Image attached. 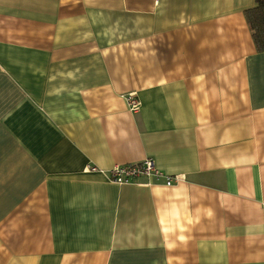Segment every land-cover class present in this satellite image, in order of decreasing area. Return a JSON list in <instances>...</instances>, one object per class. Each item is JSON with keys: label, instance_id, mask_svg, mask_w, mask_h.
<instances>
[{"label": "crops", "instance_id": "1", "mask_svg": "<svg viewBox=\"0 0 264 264\" xmlns=\"http://www.w3.org/2000/svg\"><path fill=\"white\" fill-rule=\"evenodd\" d=\"M254 5L0 0V264H264Z\"/></svg>", "mask_w": 264, "mask_h": 264}, {"label": "built area", "instance_id": "2", "mask_svg": "<svg viewBox=\"0 0 264 264\" xmlns=\"http://www.w3.org/2000/svg\"><path fill=\"white\" fill-rule=\"evenodd\" d=\"M127 105L130 110L135 112L138 109L139 102L133 94L126 97ZM89 171H95V168L87 167ZM106 179L110 183L117 185H126L133 183L138 178L153 180L155 183L161 182L165 186H171L175 178L163 174L159 171L152 159H144L139 163L114 166L106 172Z\"/></svg>", "mask_w": 264, "mask_h": 264}, {"label": "trees", "instance_id": "3", "mask_svg": "<svg viewBox=\"0 0 264 264\" xmlns=\"http://www.w3.org/2000/svg\"><path fill=\"white\" fill-rule=\"evenodd\" d=\"M255 49L264 52V0H255L254 7L244 12Z\"/></svg>", "mask_w": 264, "mask_h": 264}]
</instances>
